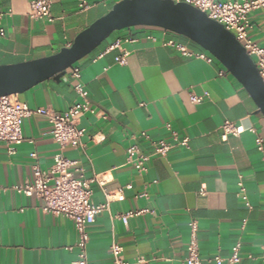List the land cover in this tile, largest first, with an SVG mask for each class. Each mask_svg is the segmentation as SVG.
<instances>
[{"label":"crops","instance_id":"obj_1","mask_svg":"<svg viewBox=\"0 0 264 264\" xmlns=\"http://www.w3.org/2000/svg\"><path fill=\"white\" fill-rule=\"evenodd\" d=\"M30 1L0 0L6 31L0 36V66L50 57L71 47L81 32L122 0H89L91 8L85 12L79 11L76 0H51V21L32 20ZM249 19V38L264 47V12H254ZM149 35L156 42L148 40ZM170 38L153 28L118 31L76 64L95 113L79 121L86 130L84 148L69 147L63 154L79 162L77 177L96 179L91 184L94 204L106 202L104 189L124 196L111 201L88 227V258L94 264H113L111 246L116 242L129 264H139L140 258L150 264H184L188 224L196 220L203 264H216V257L226 260L237 245V264H264V163L248 131L257 128L264 138V118L242 84L217 60L184 57L163 45ZM176 39L194 53L209 55L183 37ZM117 41L120 47L110 49ZM123 55L121 64L118 58ZM76 83L69 69L61 79L42 82L18 99L31 108L61 114L78 100ZM192 96L203 101L194 103ZM226 121L243 128L240 136L224 137ZM167 124L181 138H189V147L176 146L165 158L152 157L147 171L137 172L127 161V148L137 143L150 154L152 149L140 137L143 132L173 143ZM23 136L14 153L0 142V264H72L77 250L69 248L78 242L73 222L43 213L37 197L14 190L33 181L32 153L48 170L60 152L51 125L33 116L24 121ZM138 211L147 212L127 224L118 219Z\"/></svg>","mask_w":264,"mask_h":264},{"label":"built area","instance_id":"obj_2","mask_svg":"<svg viewBox=\"0 0 264 264\" xmlns=\"http://www.w3.org/2000/svg\"><path fill=\"white\" fill-rule=\"evenodd\" d=\"M79 11L85 12L91 8L89 0H76ZM108 1V0H103ZM175 3H187L205 13L210 19L222 24L226 30L234 34L236 39L243 45L249 56L255 61L258 72L264 83V47L254 43L249 38V32L252 30V24L249 16L254 12H264V0H172ZM51 0H31L29 5V17L34 21H51ZM4 13L0 11V36H5L6 31L3 27ZM164 36L172 35V38L163 42L164 46L174 48L184 57H197L211 62L213 57L206 53H194L187 44L179 41L178 36L168 31L158 29ZM177 36V37H176ZM148 40L156 42L153 35L147 37ZM131 41V40H126ZM121 42L117 41L110 49L119 48ZM125 55L118 58V62L125 63ZM71 76L76 80L75 91L78 100L66 112L57 114L48 108H31L26 103L18 99V95L0 96V142H4L11 153H14L17 146L24 142L23 123L26 119L33 116H40L48 120L51 125V135L58 145L60 152L55 156L54 162L48 170H43L38 162V154H31L34 160L32 165L33 181L26 182L23 185L14 187V190L26 197H37L41 203L43 213L55 217H64L71 220L78 234V242L69 250H77V257L72 264H94L88 258L89 234L88 227L95 223L97 217L109 209L111 201H122L124 196L121 192L111 194L103 190L106 202L104 204H94L92 202L91 184L94 180H86L76 176L80 171L79 162L67 158L63 154L66 148L83 149V138L86 130L79 126L82 116L87 113H95L89 100V92L81 82V70L76 64L71 68ZM194 103H201L202 97L192 96ZM105 117L104 114H101ZM170 132L173 143L163 139L155 140L149 134L141 133V138L148 143L152 152L146 154L142 152L139 144L130 145L127 150V161L133 168L144 173L148 169V163L152 157L165 158L177 146L188 148L189 138L179 136V133L172 129L170 124L166 125ZM224 137H238L243 128L230 121L222 125ZM255 136L257 150L262 155L264 163V138L260 135L257 128L248 130ZM241 194L244 201L245 189L242 184ZM141 197H146L142 195ZM147 211L129 212L118 217L124 224L132 217L146 213ZM190 229V240L187 247V256L184 264H203L200 255L198 233L199 226L196 220H191L188 224ZM240 246L237 245L232 255L225 259L221 257L214 258L216 264H223L228 261L230 264L240 262ZM123 247L114 242L111 246V255L113 264H129L124 256ZM139 264H150L149 261L140 258Z\"/></svg>","mask_w":264,"mask_h":264},{"label":"water","instance_id":"obj_3","mask_svg":"<svg viewBox=\"0 0 264 264\" xmlns=\"http://www.w3.org/2000/svg\"><path fill=\"white\" fill-rule=\"evenodd\" d=\"M137 27L165 30L199 46L242 84L264 118V83L243 45L202 11L172 0H122L81 32L71 47L50 57L0 66V96L20 95L49 79H61L113 33Z\"/></svg>","mask_w":264,"mask_h":264}]
</instances>
